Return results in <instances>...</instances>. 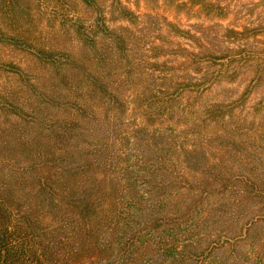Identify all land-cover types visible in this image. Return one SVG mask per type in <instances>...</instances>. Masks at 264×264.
<instances>
[{
    "label": "rangeland",
    "instance_id": "obj_1",
    "mask_svg": "<svg viewBox=\"0 0 264 264\" xmlns=\"http://www.w3.org/2000/svg\"><path fill=\"white\" fill-rule=\"evenodd\" d=\"M213 1L211 7L226 6L214 17L206 16L200 4L201 8L196 5L190 10L191 5L179 0H0V191L19 207L35 206L41 211V179L59 171L55 161L63 143L57 131L76 115L64 103H74L84 95L81 103L96 108L88 97V72L106 77L113 67L125 79L130 76L131 59L138 58L143 65L158 61L160 67L172 68L169 74L176 77H205L206 88L197 93L185 121L174 132L166 130L175 129L177 117L157 116L154 111L162 104H154L146 115L140 108L144 120L133 108L137 116L129 110L121 117L125 126L118 130L114 124L104 126L101 134L110 133L114 145L119 138L124 149L133 147L127 134L141 119L151 130L161 129L174 138L178 135V140L184 139L185 146L198 153L190 155L202 161L207 175L243 174L256 187L253 198L242 204H236L238 183L222 201L225 193L218 192L206 200L204 207L217 200L233 203L222 207L229 213L218 225L236 234L253 213L264 215V0ZM122 11L141 15L129 19ZM177 28L183 35H175ZM189 28L199 34L193 40L187 34ZM117 35L124 36L123 50L112 40ZM209 51L225 56L217 62L205 57L211 55ZM143 65L135 72L143 74L147 67ZM220 71L222 76L212 79ZM156 74L148 71L146 77ZM135 75L130 76L133 87L126 93H136L141 87L143 80L134 86L139 81ZM168 139L165 135L166 147L173 142ZM168 153L179 157L175 151ZM188 191L168 195L166 206L179 202L181 206L191 199ZM249 243H241L240 248L260 252L257 264H264L263 220L254 227ZM225 254L219 251L213 262ZM229 262L246 264L242 259Z\"/></svg>",
    "mask_w": 264,
    "mask_h": 264
},
{
    "label": "trees",
    "instance_id": "obj_2",
    "mask_svg": "<svg viewBox=\"0 0 264 264\" xmlns=\"http://www.w3.org/2000/svg\"><path fill=\"white\" fill-rule=\"evenodd\" d=\"M180 2L191 5L190 10L200 4L208 17L218 16L226 7H211L210 0ZM140 15L122 13L129 19H138ZM171 22L178 26L177 22ZM178 29L181 30L177 28L175 35H183L177 33ZM187 31L191 40L199 35L190 28ZM123 37L112 38L121 50ZM209 52L211 55L205 57L217 62L225 56ZM142 65L138 58L131 59L129 65L130 76L134 72V78L139 79L134 86L143 80L136 93H126L133 87V79L130 76L121 79V73L112 67L106 77L103 73L88 72L87 83L91 89L88 97L96 108L87 106V109L81 103L84 95L74 103H64L67 110L74 108L76 115L70 123L63 121L62 131H57L63 143L59 147L62 154L55 161L59 171L41 179V211L35 206L19 207L15 202L16 206L11 197L0 191V264H95L97 261L99 264H232L231 258L235 262L242 259L246 264H257L260 252L250 253L240 246L250 244L251 233L264 221V215L253 213L236 234L218 225L229 213L222 207L233 204L221 201L228 191L234 190L231 187L235 183H238L239 196L236 204L253 198L255 185L250 178L243 174L222 177L210 172L207 175L206 168L201 167L202 161L193 160L190 155L198 153L188 149L184 139L165 133L173 141L166 147L164 131L149 129L141 119L127 134L133 147L124 149L119 138L114 145L109 140L110 133L101 134L104 126L107 129L114 124L116 130L125 126L126 121L121 117L129 110L134 116L139 110L144 120L148 108L154 104H162L154 111L157 116L177 117L175 129L169 126L166 130L174 132L185 121L197 93L206 88L205 77L197 79L190 74L176 77L169 74L172 68L160 67L158 61L144 64L147 67H143L146 69L143 74L135 72ZM148 71H158V74L146 77ZM222 72L212 75V79L222 76ZM140 108L145 111L144 115ZM67 139L71 140L70 144L66 143ZM170 150L179 157L168 155ZM185 189L190 191L191 199L181 206L180 202L166 206L168 195L184 193ZM217 192L225 193L220 195L221 201L204 207L205 201ZM261 196L264 197V190ZM165 206L168 208L164 209ZM221 250L227 254L213 262Z\"/></svg>",
    "mask_w": 264,
    "mask_h": 264
}]
</instances>
